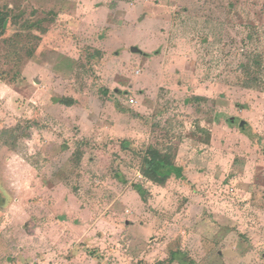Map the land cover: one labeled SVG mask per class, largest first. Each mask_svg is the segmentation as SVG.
Returning <instances> with one entry per match:
<instances>
[{
  "label": "rangeland",
  "instance_id": "rangeland-1",
  "mask_svg": "<svg viewBox=\"0 0 264 264\" xmlns=\"http://www.w3.org/2000/svg\"><path fill=\"white\" fill-rule=\"evenodd\" d=\"M0 8V264H264V0Z\"/></svg>",
  "mask_w": 264,
  "mask_h": 264
},
{
  "label": "trees",
  "instance_id": "trees-1",
  "mask_svg": "<svg viewBox=\"0 0 264 264\" xmlns=\"http://www.w3.org/2000/svg\"><path fill=\"white\" fill-rule=\"evenodd\" d=\"M44 21H47V18H36L35 20L25 21L21 24L22 28H33L41 29ZM9 23L18 24V19L12 17L11 13L8 10L0 8V34H3L9 25ZM68 104L72 103V100L67 101ZM5 133L8 130H4ZM13 137V135H11ZM15 139V137L13 138ZM125 141V140H124ZM122 141L123 143H125ZM126 147V145H123ZM141 158L140 171L142 175L148 180L159 184L164 185L171 177L177 179H184L183 167L176 164L174 161V154L170 149L162 150L155 146H148L143 152L139 153ZM138 191L143 200H146V190H144L140 185H136ZM174 253V252H171Z\"/></svg>",
  "mask_w": 264,
  "mask_h": 264
},
{
  "label": "built area",
  "instance_id": "built-area-1",
  "mask_svg": "<svg viewBox=\"0 0 264 264\" xmlns=\"http://www.w3.org/2000/svg\"><path fill=\"white\" fill-rule=\"evenodd\" d=\"M130 101H131V102H134V99H133V98H131V99H130Z\"/></svg>",
  "mask_w": 264,
  "mask_h": 264
}]
</instances>
